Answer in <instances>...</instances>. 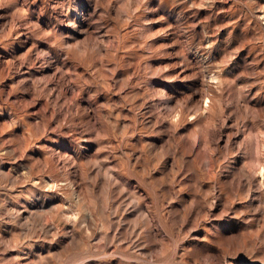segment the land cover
I'll return each mask as SVG.
<instances>
[{"label":"rangeland","instance_id":"obj_1","mask_svg":"<svg viewBox=\"0 0 264 264\" xmlns=\"http://www.w3.org/2000/svg\"><path fill=\"white\" fill-rule=\"evenodd\" d=\"M0 264H264V0H0Z\"/></svg>","mask_w":264,"mask_h":264}]
</instances>
